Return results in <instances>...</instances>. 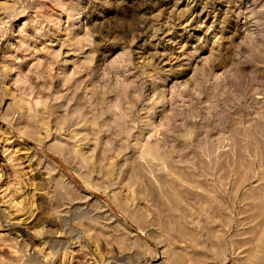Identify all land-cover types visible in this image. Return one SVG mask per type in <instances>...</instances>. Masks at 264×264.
Returning <instances> with one entry per match:
<instances>
[{
    "label": "rangeland",
    "instance_id": "obj_1",
    "mask_svg": "<svg viewBox=\"0 0 264 264\" xmlns=\"http://www.w3.org/2000/svg\"><path fill=\"white\" fill-rule=\"evenodd\" d=\"M0 264H264V0H0Z\"/></svg>",
    "mask_w": 264,
    "mask_h": 264
},
{
    "label": "bare ground",
    "instance_id": "obj_2",
    "mask_svg": "<svg viewBox=\"0 0 264 264\" xmlns=\"http://www.w3.org/2000/svg\"><path fill=\"white\" fill-rule=\"evenodd\" d=\"M61 145V144H60Z\"/></svg>",
    "mask_w": 264,
    "mask_h": 264
}]
</instances>
